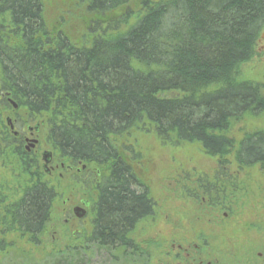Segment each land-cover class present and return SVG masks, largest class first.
Returning a JSON list of instances; mask_svg holds the SVG:
<instances>
[{
    "label": "trees",
    "instance_id": "1",
    "mask_svg": "<svg viewBox=\"0 0 264 264\" xmlns=\"http://www.w3.org/2000/svg\"><path fill=\"white\" fill-rule=\"evenodd\" d=\"M79 2L98 17L77 41L51 34L44 0H0V110L7 94L27 120L43 121L60 165L85 166L71 181L94 197L101 235L93 245L111 254L129 245L124 233L134 220L154 212L148 189L132 190L145 186L123 155L131 130L151 127L162 142L198 144L220 168L264 165V130L229 137L232 122L264 115V86L240 74L264 31V0ZM27 158L19 157L16 193L0 194L2 253L18 237L41 243L59 195L37 158ZM219 173L211 184L198 178L199 188L226 189ZM83 250L42 264H85Z\"/></svg>",
    "mask_w": 264,
    "mask_h": 264
},
{
    "label": "rangeland",
    "instance_id": "2",
    "mask_svg": "<svg viewBox=\"0 0 264 264\" xmlns=\"http://www.w3.org/2000/svg\"><path fill=\"white\" fill-rule=\"evenodd\" d=\"M44 3L51 34L61 31L77 41L84 36H89V27L98 16L96 13L87 12L79 0H44ZM108 18L110 19L111 16ZM240 74L242 79L264 86V31L257 42L255 55L242 66ZM0 115L3 122L0 123V135L4 137L7 135L5 134L8 128L5 123L7 116L20 120V130L29 125L25 109L14 112L13 108L9 107L7 111L0 110ZM36 122L39 121L33 124ZM231 125L229 137L239 141L245 136L264 130V115L245 117L238 122H232ZM42 126L44 129L41 136V152L38 153L39 156L37 155L40 172L46 176V180L59 194L53 207L52 218L39 245H31L25 239L18 237L12 241V245H8L5 252H0V264H42L64 253L70 246L82 245L78 243L79 239L75 236L82 232L87 235V229L82 224L80 231L73 236L71 228L65 224L64 213L78 203L85 191L90 201L93 202L94 197H91L86 185L82 186L76 181H71L64 169H58L55 176H48L50 173L43 167L41 153L50 151L51 147L46 140L43 121ZM5 142L6 139L1 140L0 137V194L2 196L9 195L11 191L16 193L18 180L17 183L12 180L17 179L22 171L19 157L5 152V150H13L15 146L6 145ZM122 145L123 155L132 163L140 181L148 188L155 206L154 216L145 221L135 235L140 249L150 255L148 264H160L169 242L181 235L192 233L193 229L204 232L214 245L216 243L217 247L219 246V249L222 246V239L224 243L231 241L232 245L236 244L237 240L240 247H236L234 251L242 255L248 250L246 248L249 242L251 250L263 248L264 165L244 169L237 167L233 162L229 166L220 168L218 158L208 155L200 145L176 146L169 142H162L153 128L146 126L131 130L121 142V147ZM229 157L232 158L233 155ZM218 171L219 178L229 181L224 184L226 189H222L219 193L223 205L217 206L219 209L215 211L204 208L201 202L197 201L198 195L203 193L197 181L198 178L206 176L211 184ZM58 173H64V175L60 176ZM231 182H234V185ZM226 208L231 215L226 222H235L233 223L235 225L229 227V230H232L228 232L218 231L219 229H215L208 220L216 213L224 219L222 213ZM226 236L235 237L231 239ZM84 250L80 261L85 264H131L123 250H113L109 254L92 244H87ZM126 260L128 263H125ZM143 262L139 260L138 264Z\"/></svg>",
    "mask_w": 264,
    "mask_h": 264
},
{
    "label": "flooded vegetation",
    "instance_id": "3",
    "mask_svg": "<svg viewBox=\"0 0 264 264\" xmlns=\"http://www.w3.org/2000/svg\"><path fill=\"white\" fill-rule=\"evenodd\" d=\"M5 96V95H4ZM3 96V97H4ZM4 98L8 99V105L6 106L7 110L9 107L13 108V111L16 112L19 110V106L15 104L10 97L6 94ZM1 102V101H0ZM15 105L17 107H15ZM5 110V111H7ZM11 120L8 123V120ZM35 121H29V125H27L26 128H22V130L19 129V124H21L20 120L15 118L13 119L10 116H7L5 123L8 128H6L5 134L10 139L13 147L15 148L13 150H5L6 154H15L18 157L22 155H25V158L32 164L34 161V158H38V153L41 152L40 145H41V136H42V129L44 127L42 126V122H36ZM25 124V123H24ZM43 127V128H42ZM26 132V133H25ZM5 136V137H6ZM1 140H5L6 138L3 135H0ZM37 140L38 143L35 145V147H32V142ZM43 151L41 153V157L43 158ZM38 155V156H37ZM39 160V159H37ZM39 162V161H38ZM43 167H44V161ZM49 177L55 176V172L58 171V169H64L66 175L69 178L76 179L78 178L83 171H85V166L79 165L76 166H68L66 167L64 164H59L58 160L53 156L52 162L49 165ZM60 176H63L64 173H58ZM79 184L85 185L82 182H77ZM104 189H106L107 184H102ZM145 186V185H144ZM213 187V186H212ZM144 188L148 189L146 186L139 189L137 185L132 186V190L135 191L136 195L144 193ZM147 191V190H146ZM219 191H217V188H211L210 192L201 193L199 199L197 198L198 202H201V206L204 208L215 210L216 207L219 205H223L222 201L219 198ZM147 195L149 199L152 200V198L149 195V190L147 191ZM153 202V201H152ZM72 208L68 209L67 212H65V224L71 228L70 231H72L73 236L76 235L77 232L80 230V225L83 224V226L87 229V235L80 233L79 235L75 236V238L79 239L78 243H81L82 245L77 246H70L69 249L75 250L79 247H82L85 249L87 247V244H94L92 241V238H95L97 235H101V233L96 232V223L98 222V214L96 212V207L93 204L90 199L87 198V191L83 193V196L79 199L78 203L71 206ZM77 207H82L86 209L87 214L85 218L79 219L76 217L74 210ZM152 210L155 211V206L152 205ZM223 218H220L217 213L213 216V218L210 216L209 222L212 223V225L216 228H218V231L222 232H228L229 227L235 225L233 223L226 222L229 220V217L231 216L228 212V209H223ZM154 216V212L152 214H145L141 217V222H139V219L137 218L134 220V222L128 226L126 232L124 233V236L128 239L129 245L126 247H119L116 249V251L123 250L125 254L127 255L126 259H129V262L131 264H138L139 260H143L144 262L142 264H148V261L150 259V255L147 254L145 251L140 249V246L136 240V233L140 226L147 221L148 219L152 218ZM91 217V219H90ZM227 219V220H226ZM237 225V224H236ZM221 234V233H220ZM207 235L200 231V229H193L192 233L181 235V237L175 238L170 241L168 246L165 247V250L163 252V256L161 258L160 264H264V246L261 250H251V243L249 242V246L246 253L244 255L238 254L234 251L236 247H240V244L236 240V244L232 245V242L225 241L222 239V246L219 249V246L217 247L216 243L214 245V242L211 241L210 237H206ZM99 237V236H98ZM229 238H233L230 236H226ZM224 238V237H222ZM238 238V237H236ZM234 243V241H233ZM220 245V244H219ZM234 247V248H233ZM140 250H142L141 253ZM251 250V251H249ZM85 251V250H84ZM125 263H128L126 260Z\"/></svg>",
    "mask_w": 264,
    "mask_h": 264
},
{
    "label": "water",
    "instance_id": "4",
    "mask_svg": "<svg viewBox=\"0 0 264 264\" xmlns=\"http://www.w3.org/2000/svg\"><path fill=\"white\" fill-rule=\"evenodd\" d=\"M15 107H17L16 105H15ZM11 120L9 119L8 120V123L10 122ZM33 144H32V147H35V145L38 143V141L37 140H35V141H33L32 142ZM52 159H53V154H52V152H50V151H45L44 153H43V161H44V169L47 171H49V165H50V163L52 162ZM50 172V171H49ZM74 213H75V215H76V217H78L79 219H83V218H85V216H86V214H87V211H86V209H84V208H82V207H77L75 210H74Z\"/></svg>",
    "mask_w": 264,
    "mask_h": 264
}]
</instances>
